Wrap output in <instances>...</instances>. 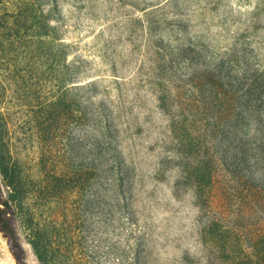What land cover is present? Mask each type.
Listing matches in <instances>:
<instances>
[{
    "label": "rangeland",
    "instance_id": "rangeland-1",
    "mask_svg": "<svg viewBox=\"0 0 264 264\" xmlns=\"http://www.w3.org/2000/svg\"><path fill=\"white\" fill-rule=\"evenodd\" d=\"M34 1L46 26L18 34L1 63L3 135L28 194L27 210L0 226V260L41 264L27 214L48 230L54 264H230L252 255L264 210L222 172L237 139L227 123L179 130L173 96L192 95L188 75L208 63L264 73V12L244 30L245 13L264 0ZM195 134L204 146L189 156ZM203 152L215 177L207 201L184 173ZM244 157L264 173V153ZM6 199L0 173V209Z\"/></svg>",
    "mask_w": 264,
    "mask_h": 264
},
{
    "label": "trees",
    "instance_id": "trees-1",
    "mask_svg": "<svg viewBox=\"0 0 264 264\" xmlns=\"http://www.w3.org/2000/svg\"><path fill=\"white\" fill-rule=\"evenodd\" d=\"M35 5L34 0H0V71L1 63L8 60L18 34L31 27L46 26L44 22H38ZM258 11L264 12V8L257 9V12L245 13L251 18V22L249 24L246 22L247 25L244 27L247 33L256 29L254 23L258 19ZM236 20L237 18H234V23ZM225 63L222 65L208 63L201 71L190 73L188 80L191 84L188 86L193 92L192 95L185 98L179 91H175L173 106L181 119L177 122L178 128L182 132H184L182 129L195 131L197 121L200 122L201 128L206 123L211 125V122L213 125L229 124V132L237 139V150L233 159L224 162L222 172L229 177L235 194L243 196L250 204L264 210V173L259 172L258 164H250L244 157V154L255 157L264 153V73L246 68L243 73L237 74L239 71H235L234 67L224 68ZM234 71L235 75L231 74ZM1 86L0 84V106L3 94ZM2 115L0 109V173L7 189V199L2 203L4 208L0 209V226L6 229L7 214L22 215V212L27 210L25 202L28 192L18 162L11 161L7 141L3 135L6 124ZM186 138L189 140L187 143L189 156L195 155L197 150H202L204 145H200L199 135ZM202 155L203 157H199L192 164V168L187 167L184 173L188 181L194 182L196 198L201 200L205 198L207 201L215 177L210 156L207 152H203ZM21 219L23 227L29 232V243L38 261L41 264L56 263L53 259L58 256L59 251L52 246L48 230L35 227L30 214ZM254 240L251 246L252 255L241 263L233 262L227 257L230 264H264V231Z\"/></svg>",
    "mask_w": 264,
    "mask_h": 264
},
{
    "label": "bare ground",
    "instance_id": "bare-ground-1",
    "mask_svg": "<svg viewBox=\"0 0 264 264\" xmlns=\"http://www.w3.org/2000/svg\"><path fill=\"white\" fill-rule=\"evenodd\" d=\"M1 258H2V256H1ZM6 258V257H5ZM3 260V259H2ZM2 260H0V264H7V262L6 261H2ZM9 261V260H8ZM9 263V262H8Z\"/></svg>",
    "mask_w": 264,
    "mask_h": 264
}]
</instances>
